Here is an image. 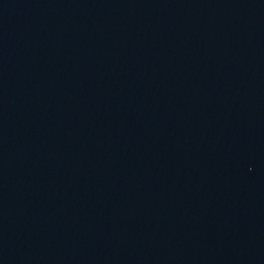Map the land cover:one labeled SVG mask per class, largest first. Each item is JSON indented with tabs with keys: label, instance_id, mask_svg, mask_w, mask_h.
Instances as JSON below:
<instances>
[{
	"label": "water",
	"instance_id": "obj_1",
	"mask_svg": "<svg viewBox=\"0 0 264 264\" xmlns=\"http://www.w3.org/2000/svg\"><path fill=\"white\" fill-rule=\"evenodd\" d=\"M0 127L184 264H264V0H0Z\"/></svg>",
	"mask_w": 264,
	"mask_h": 264
}]
</instances>
